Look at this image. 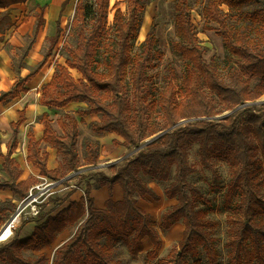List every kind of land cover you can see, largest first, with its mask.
<instances>
[{
  "label": "trees",
  "instance_id": "trees-1",
  "mask_svg": "<svg viewBox=\"0 0 264 264\" xmlns=\"http://www.w3.org/2000/svg\"><path fill=\"white\" fill-rule=\"evenodd\" d=\"M26 1L0 0V31L9 19V10ZM207 1L202 11L205 28L213 29L211 24H217L223 47L235 58L238 69L230 73L228 82L219 78L216 66L206 62L197 43L189 1L175 0V38L171 39L170 47L183 59V75L178 80L176 70L170 68L167 86L159 95L153 93L152 78L147 73L151 59L161 54L157 48L155 19L139 53L133 51V40L141 25V0H128V16L116 4L110 6V0L75 1L71 21L75 44L63 43L67 57L64 64L56 66L50 81L42 85L40 103L63 108L72 102H85L87 107L79 110L78 115L101 114L100 122L90 123L92 131L113 132L122 138L121 141L114 139L115 144L133 148L121 161L110 166L111 176L102 175L108 193L118 185L122 197L110 196L103 207H97L87 184L79 199L36 220L28 236L0 243V264H48V256L41 250L53 243L57 233L76 224L74 234L55 249L51 264H121L113 257L115 245H126L135 256L143 251L145 239L152 244L147 257L157 258L162 239L150 214L138 205L135 196H148L153 200L160 197L142 181L140 173L168 182L164 195L176 200L162 213L159 230L164 233L178 221L184 225L178 248L171 249L157 264H187L186 255L196 257L199 247L204 250L208 264H218L212 236L217 223L206 216L204 209L197 207L196 202L204 197L188 182L195 170L189 164L188 152L195 143L199 145L203 166L211 167L210 158L214 156L225 161L232 170L224 195V207L231 211L230 220L234 224L227 243V264H264V228L249 218L253 211L264 219V191L256 180L260 171L264 173V107L249 104L264 93V0ZM68 2H61L56 32L50 37L48 51L24 77L0 93V103L26 90L25 83L47 62L58 43L59 17ZM222 5L232 11L234 21L222 11ZM111 8L114 12L109 25ZM38 15L35 32L43 22L41 12ZM14 66L19 74V62ZM70 69H76L81 79L75 80ZM127 77L131 98L125 86ZM156 106L161 112V123L152 127L148 119ZM224 111L228 114L218 118ZM181 120L192 121L179 124ZM24 121L25 111L21 110L18 119L10 123L12 143L3 156L8 180L0 181V190H10L20 198L27 195L30 183L19 180L20 171L16 170L10 156L17 131ZM40 122L42 139L61 153L65 167H47V154L40 151L39 141L31 130L27 133V160L41 175L67 183V173L80 169L77 117L72 113L59 117V131L52 126L47 112L41 115ZM158 132L163 133L140 148L148 136ZM257 148L261 160L256 157ZM84 149L85 162L97 165L99 143L87 140ZM236 215L244 216V221L238 224ZM25 251L40 252L26 257Z\"/></svg>",
  "mask_w": 264,
  "mask_h": 264
},
{
  "label": "rangeland",
  "instance_id": "rangeland-1",
  "mask_svg": "<svg viewBox=\"0 0 264 264\" xmlns=\"http://www.w3.org/2000/svg\"><path fill=\"white\" fill-rule=\"evenodd\" d=\"M62 1L27 0L25 3L15 5L9 10V19L4 22L3 29L0 31V93L8 90L15 80L24 77L48 51L50 37L56 32V20ZM75 1L69 0L62 10L59 17L61 31L58 43L53 48L50 57L39 73L25 83L26 90L22 91L17 97L6 103H0V181L8 180V175L3 168V156L8 149L9 143H12L10 123L15 122L18 119L19 111L24 110L25 121L17 131L16 144L10 157L16 170L20 171L19 180H27L30 183L27 195L24 198H20L10 190H0V231L10 217L14 214L17 217L16 222L12 223L11 235L6 240L0 241V243H6L14 237L28 236L37 224L36 220L56 213L69 201L79 199L84 194L87 184L91 188V195L94 197L97 207H103L105 200L110 196L114 199L122 197L121 189L118 185L114 186L111 194L108 193L107 184L103 183L102 175L111 176L113 170L110 169V166L121 161L124 155L132 152L133 148L115 144L113 142L114 139L121 141L122 138L113 132L95 133L92 131L90 123L100 122L101 114L78 115L77 112L79 110L87 107L85 102H72L63 108H55L40 103L42 85L50 81L56 66L64 64L67 57L63 43L71 46L75 44L76 40L71 27ZM188 1L195 36L203 57L207 63H213L216 66L219 78L228 82L230 73L238 69V64L235 58L230 57L226 53L222 38L216 29L217 24H211L215 27L213 29L205 28L206 22L202 11L208 1ZM113 4H116L126 16L129 15L128 0H110V6ZM141 4L143 5L140 12L141 25L133 40V51L134 53H139L145 36L150 29L151 22L155 19L158 39L157 48L161 50V54L151 59L147 73L152 78L153 93L159 95L167 86L170 68L176 70L178 80L183 75V59L170 47L171 39L175 38V0H141ZM222 11L231 17V21L235 20L231 16L232 11L227 6L222 5ZM40 12L43 22L39 26L38 31L35 32ZM113 12L114 9L111 8L108 15L109 25L112 23ZM17 62H19L21 67L19 74L16 73V66H14V63ZM70 73L75 80L81 79V74L76 69H70ZM125 86L127 94L131 98L130 80L128 77L126 78ZM206 91L211 95L208 90ZM212 96L216 99L215 95ZM249 104L264 107V93ZM217 106L220 108V105L217 104ZM157 109V106L154 107L149 114L148 120L152 127H158L159 123H161V112ZM44 112L49 114L52 126L58 131L57 119L66 113L75 114L78 120L79 137L77 149L80 169L78 172L67 173V183L54 181L41 175L39 169L27 160V133L31 130L39 141L40 151L47 154V167L49 169L65 167L61 153L57 151L55 146L42 139L43 125L40 119ZM227 114L228 111H224L217 117L221 118ZM189 121L192 120H181L179 124ZM155 134L148 136L147 139L152 138ZM87 140L99 143V159L95 166L85 162L84 145ZM198 147L199 145L195 143L188 152L189 164L195 169L189 175L188 182L204 197V200L196 202L197 207L204 209L206 216L217 223L212 230V236L215 239L218 253V264H227L229 251L227 243L231 240V229H233L234 224L230 220L231 211L224 207V195L232 177V170L225 161L214 156L210 158L211 167L203 166ZM256 157L260 160L262 159L259 148H257ZM139 175L142 181L150 186L160 197L159 200H153L148 196H135L138 205L150 214L151 221L156 226L162 239V247L157 258L151 260L147 257V251L152 247V244L147 239L143 241V251L135 256L129 253L126 245L118 243L114 247L113 257L118 259L121 264H157V260L165 257L171 249L178 248L183 234L184 225L181 221L174 223L164 233L158 228L162 213L176 203L175 199H167L164 195L168 182L158 181L156 178L142 173ZM256 180L258 187L264 191L263 171H260L256 176ZM32 189L33 196H29ZM24 199V204L21 205L24 206L18 210L19 204ZM33 200H37V203L32 202ZM237 200L238 198L235 199V201ZM235 218L237 223L240 224L245 217L236 215ZM249 218L264 228V219L261 215L253 214L252 211ZM76 227L77 224L64 228L57 233L50 246L41 250L48 256V264L52 263L55 249L74 234ZM39 252L25 251L24 255L26 257H34ZM186 259L187 264H208L202 247H199V253L196 257L187 254ZM2 264L10 263L3 262Z\"/></svg>",
  "mask_w": 264,
  "mask_h": 264
},
{
  "label": "bare ground",
  "instance_id": "bare-ground-1",
  "mask_svg": "<svg viewBox=\"0 0 264 264\" xmlns=\"http://www.w3.org/2000/svg\"><path fill=\"white\" fill-rule=\"evenodd\" d=\"M17 220V217L14 218L12 223L14 224ZM13 224H9L7 227L3 228L0 234V241L6 240L11 235V228Z\"/></svg>",
  "mask_w": 264,
  "mask_h": 264
},
{
  "label": "water",
  "instance_id": "water-1",
  "mask_svg": "<svg viewBox=\"0 0 264 264\" xmlns=\"http://www.w3.org/2000/svg\"><path fill=\"white\" fill-rule=\"evenodd\" d=\"M175 126V125H174ZM173 126V127H174ZM163 133V132H162ZM162 133H159V134H157V135H154L152 138H150V139H147L141 146H140V148L142 147V146H144L145 144H147V143H149V142H151V141H153V140H155L157 137H159ZM16 217V214H14L12 217H10L9 218V220L6 222V224L3 226V228H5V227H7L9 224H12V221L14 220V218ZM2 228V229H3ZM2 229H1V231H2ZM1 231H0V234H1Z\"/></svg>",
  "mask_w": 264,
  "mask_h": 264
},
{
  "label": "built area",
  "instance_id": "built-area-1",
  "mask_svg": "<svg viewBox=\"0 0 264 264\" xmlns=\"http://www.w3.org/2000/svg\"><path fill=\"white\" fill-rule=\"evenodd\" d=\"M30 195L29 196H33V189L31 190V192L29 193ZM24 201H25V199L19 204V206H18V210H19V208H21L22 209V207L24 206H21L22 204H24ZM32 202H34V203H37V200H33ZM34 210H35V206H34Z\"/></svg>",
  "mask_w": 264,
  "mask_h": 264
}]
</instances>
